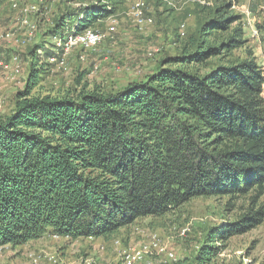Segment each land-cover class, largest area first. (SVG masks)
<instances>
[{
    "label": "trees",
    "instance_id": "1",
    "mask_svg": "<svg viewBox=\"0 0 264 264\" xmlns=\"http://www.w3.org/2000/svg\"><path fill=\"white\" fill-rule=\"evenodd\" d=\"M113 2L66 9L53 34L95 27L115 13ZM244 16L231 2L218 6L190 51L110 91L33 93L35 62L59 54L55 45L34 47L27 84L0 118V246L109 237L195 198L247 197L243 214L210 228L191 259L170 260L215 264L226 242L263 223L264 66L246 47ZM255 26L264 45V21ZM230 28L215 45L203 39ZM241 47L246 57L226 61Z\"/></svg>",
    "mask_w": 264,
    "mask_h": 264
},
{
    "label": "rangeland",
    "instance_id": "2",
    "mask_svg": "<svg viewBox=\"0 0 264 264\" xmlns=\"http://www.w3.org/2000/svg\"><path fill=\"white\" fill-rule=\"evenodd\" d=\"M139 2L145 3L144 17L152 18V23L139 24L136 21L133 9ZM227 2L232 3L234 11L246 15V28L253 19L254 22L264 21V0H115V13L93 27L105 34V38L94 47L77 46L64 55L58 43L72 29L54 35L59 16L66 9H83L96 5L99 0H18L16 9L6 0H0L3 47L0 52L4 61L0 66V118L14 110L16 93L27 84L33 63L30 52L34 47L55 45L53 49L59 54L48 58V62H35L41 73L33 93L64 94L78 91L85 85L87 89L110 91L129 81L144 79L163 58L180 54L185 49L190 51L194 46L193 39L205 21L215 15L218 6ZM32 6L34 9L24 12ZM251 8L256 12L247 15ZM25 16L35 24V30L22 26ZM112 21L115 22V31L111 35L108 32ZM255 24L245 31L249 39L246 47L254 49L264 66V45L259 35L256 38L251 36V29H257ZM70 26L66 27L70 29ZM231 29L209 33L203 39L207 44L215 45L225 39ZM246 47L231 51L226 61L246 57ZM13 56H18L16 62ZM213 61L220 63V58L214 57L209 62ZM260 203L264 204V196ZM248 204L247 197H240L232 203L225 197L195 198L165 216L138 219L109 237L71 239L46 235L16 247L0 246V264H53L46 255H54L58 261L56 264H122L124 251L149 245L155 234L160 244L172 251L180 262L183 257L192 258L210 228L234 221ZM184 227H189V231L181 236ZM215 262L264 264V221L226 242ZM141 264L177 263H172L165 253L153 251Z\"/></svg>",
    "mask_w": 264,
    "mask_h": 264
},
{
    "label": "built area",
    "instance_id": "3",
    "mask_svg": "<svg viewBox=\"0 0 264 264\" xmlns=\"http://www.w3.org/2000/svg\"><path fill=\"white\" fill-rule=\"evenodd\" d=\"M6 2L13 8L16 9L18 8V0H6ZM144 7H145V3L144 2H139L135 9L133 14L135 16V19L137 22H139V24H144V23H152V18H145L144 17ZM32 9H34V6H32L30 9H25V13L31 11ZM247 15H249V13H247ZM22 26L28 28L29 30H35L36 26L35 24H33L31 22V20H29V18L27 16L22 18ZM111 25L109 27V31L108 34H113L112 31H115V22L112 21ZM183 28L184 25L181 26V33H183ZM252 33L251 36L256 38L259 35V32L257 29L252 28L251 29ZM105 38V34H103L100 30L96 29V28H91V29H87L81 33H69L66 35V37H64L63 39H61L58 43V46H60L63 50V54H67L71 51V49H73L74 47H83V48H91L94 47L96 45H98L103 39ZM0 49H1V36H0ZM18 59V56H13V61L16 62ZM4 65V61L2 60V54L0 52V66ZM1 107V105H0ZM189 231V227H184L181 231H180V235L181 236H185ZM153 251H158V252H163L165 253L171 261H176L177 257L176 255L168 250L166 247L162 246L159 242V239L157 237V235H153L152 239L150 241L149 245H144L143 247H141L140 249H129L123 252L122 254V264H141L143 263V261L145 260L146 256L151 254ZM46 257L48 258V260L53 263L56 264L58 263L56 257L54 255H46Z\"/></svg>",
    "mask_w": 264,
    "mask_h": 264
},
{
    "label": "crops",
    "instance_id": "4",
    "mask_svg": "<svg viewBox=\"0 0 264 264\" xmlns=\"http://www.w3.org/2000/svg\"><path fill=\"white\" fill-rule=\"evenodd\" d=\"M244 10V9H243ZM249 10V9H248ZM256 12V9L255 8H251V11L249 10V15H253V13H255ZM246 16V15H245ZM248 18V17H247ZM253 18H255L256 19V17L254 16ZM246 22H248V20L246 21ZM256 23V20H255V22H254V19H253V21L251 22V21H249V25H250V27L251 26H253L254 24ZM249 27V28H250ZM249 28H246V31H249L250 29ZM1 48H3V47H1Z\"/></svg>",
    "mask_w": 264,
    "mask_h": 264
}]
</instances>
